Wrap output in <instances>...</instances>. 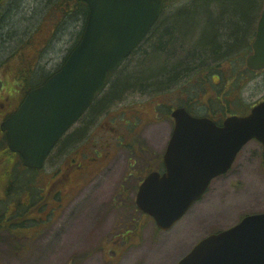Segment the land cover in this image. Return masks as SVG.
Segmentation results:
<instances>
[{"label": "rangeland", "instance_id": "374dc122", "mask_svg": "<svg viewBox=\"0 0 264 264\" xmlns=\"http://www.w3.org/2000/svg\"><path fill=\"white\" fill-rule=\"evenodd\" d=\"M54 5V0H3L1 3L0 104L5 103L10 90L12 97L5 105L18 107L29 90L59 69L77 42L82 19L66 20L55 11ZM198 38L197 34L194 39ZM225 73L230 76L228 68ZM245 74L242 88L232 90L230 95L231 113L235 115L250 111L264 99V71ZM109 88L110 85L87 114L86 120L91 116L95 124L86 129L85 137L70 144L67 154L57 149L44 171L33 175L19 168L13 172L15 160L6 154L0 158V210L15 207L16 203H9L13 195L17 196L15 200L20 207V203L38 194L39 202L35 206L42 211L33 215L32 210L33 219L19 221L15 228L24 229L23 234H2L0 264H178L209 234L229 229L247 215L264 212L262 146L251 141L232 169L213 181L203 199L171 231H161L153 221L142 217L135 206L137 189L149 171L160 166L159 159L173 131L171 111L190 98L194 100L189 95L194 90H188L191 91L188 94L177 90L155 96L135 91L103 101ZM217 92L214 87L204 91L200 103L192 104L193 113L213 115L218 120L226 117L228 111H222L215 102L221 98ZM137 113L143 120L137 118ZM128 115L136 121V126L126 124ZM122 127L126 136L136 138L135 146L138 153L142 152V158L134 156L135 152H127L126 165L117 148V158L111 166L96 177L88 174L80 178L77 190L70 197L69 187H62L67 182L66 175H61L68 160L81 154L97 136L109 137L114 142ZM81 128L82 124H77L70 134L75 135ZM7 172L9 176L4 178ZM13 175L17 181L13 190L8 191V177L15 178ZM62 188L60 198L58 193ZM41 194L47 198L43 199ZM44 201L51 203L46 205ZM59 203L63 207L57 208Z\"/></svg>", "mask_w": 264, "mask_h": 264}, {"label": "water", "instance_id": "95a60500", "mask_svg": "<svg viewBox=\"0 0 264 264\" xmlns=\"http://www.w3.org/2000/svg\"><path fill=\"white\" fill-rule=\"evenodd\" d=\"M89 8L81 41L62 68L31 90L2 124L9 148L24 165L40 169L53 146L92 105L108 76L141 44L160 17L163 0H80ZM247 67L264 69V11ZM175 127L165 155L166 172L150 174L137 195L138 208L170 230L225 174L251 140L264 146V102L246 117L218 126L209 118L173 111ZM179 264H264V213L202 240Z\"/></svg>", "mask_w": 264, "mask_h": 264}, {"label": "trees", "instance_id": "16d2710c", "mask_svg": "<svg viewBox=\"0 0 264 264\" xmlns=\"http://www.w3.org/2000/svg\"><path fill=\"white\" fill-rule=\"evenodd\" d=\"M54 1L55 11L66 20L80 18L86 24L88 6L85 3L78 0ZM263 7L264 0H164L162 15L148 37L121 68L110 75V78L117 77L111 80L110 91L103 101L129 91L155 96L177 90L184 94L192 89L194 93L189 95L194 100L190 98L182 105L189 112H194L192 104L200 103L201 94L214 87L221 97L215 102L224 112H231L232 90L241 89L242 80L246 82L245 73H251L243 69V62L252 51ZM82 33L74 46L79 43ZM197 34L199 38L195 40ZM231 37L242 41V46L230 51L228 43ZM225 68L229 69L230 76L226 75ZM215 76H218L217 81ZM232 79L234 81L229 86ZM91 118L88 117L86 124ZM8 153L6 147L0 145V158L6 154L15 160ZM12 168L19 169L17 161ZM6 176H9L8 172L4 178ZM14 179L17 181L16 177H8L7 185L14 186ZM28 209L30 211L32 207Z\"/></svg>", "mask_w": 264, "mask_h": 264}, {"label": "flooded vegetation", "instance_id": "af4514ba", "mask_svg": "<svg viewBox=\"0 0 264 264\" xmlns=\"http://www.w3.org/2000/svg\"><path fill=\"white\" fill-rule=\"evenodd\" d=\"M16 109L17 107L16 108L7 107L5 103L0 104V121L2 122L3 120H6L12 113L16 111ZM136 116L140 120H143L141 119L140 113H137ZM86 121L87 120H84L83 122L81 121V124L83 123L84 126H87L92 122V120H90L86 124ZM126 124L133 125L137 123L135 120H132L131 117H129L128 115V120ZM110 130L112 131L113 129ZM123 130L124 128L122 127L121 130L117 132L119 136L114 138L115 140L114 142H112V140L109 137L104 136L103 138H100L97 136V138L91 141L89 146L84 147L81 154L71 157L68 160L66 167L62 171V175H66L65 179L67 180V182L65 183V187L66 186L69 187V192H72L73 190L75 191L78 188L80 178L83 179V177H88V174L90 176H95L105 171L106 168L108 169V167L111 166L112 162L115 161L117 158V156H115V150H117V148H120L119 155H122L124 157L126 165H128L127 152L135 151L134 154L137 157H140V153H137V149L134 143L135 138L126 136L127 133ZM76 134H77L76 137L78 138L76 139V143L80 139L85 137V135L82 133L77 132ZM113 143H115L116 145L115 148H113ZM69 146L70 144L63 147L62 150L64 154H67L69 152V149H67L69 148ZM137 146L141 148V151H145V148L142 146V144L139 143L137 144ZM90 155L92 157H89ZM163 156L164 154L159 159L160 165L163 164ZM131 166L133 167L134 164ZM65 187L64 189H66ZM64 189L62 188V190L59 191L62 197H63L62 193ZM6 221H7L6 216L3 218V221L0 219V236L6 231L10 230L11 223Z\"/></svg>", "mask_w": 264, "mask_h": 264}, {"label": "bare ground", "instance_id": "6f19581e", "mask_svg": "<svg viewBox=\"0 0 264 264\" xmlns=\"http://www.w3.org/2000/svg\"><path fill=\"white\" fill-rule=\"evenodd\" d=\"M3 2V0H0V6H1V3ZM159 21V19L157 20V22ZM157 22L154 24V26L157 24ZM87 24V23H86ZM86 24L84 25V23H83V26H82V30L81 31H84L85 30V27H86ZM242 41H240V40H238V39H236L235 37H231V39L229 40V49H230V51L231 50H235V49H237V48H239V47H241L242 46ZM79 44V43H78ZM77 44V45H78ZM77 45L76 46H73L71 49H70V51L68 52V55L66 56V57H68L71 53H72V51L77 47ZM131 91H129V92H126V93H124V95L125 94H128V93H130ZM32 207L33 206V204L32 203H29V204H27L26 205V211H28L29 209V207ZM13 210H17V211H20V212H24V210H21L20 208H15V207H9V208H7L6 207V209H2V210H0V215H6V214H8V213H10L11 211H13Z\"/></svg>", "mask_w": 264, "mask_h": 264}]
</instances>
